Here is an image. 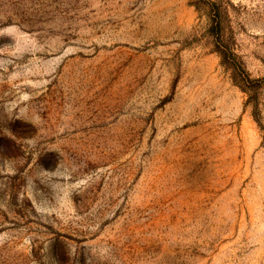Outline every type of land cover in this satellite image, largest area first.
I'll return each mask as SVG.
<instances>
[{
  "label": "rangeland",
  "instance_id": "374dc122",
  "mask_svg": "<svg viewBox=\"0 0 264 264\" xmlns=\"http://www.w3.org/2000/svg\"><path fill=\"white\" fill-rule=\"evenodd\" d=\"M215 1L246 90L207 0H0V264H264V0Z\"/></svg>",
  "mask_w": 264,
  "mask_h": 264
},
{
  "label": "trees",
  "instance_id": "16d2710c",
  "mask_svg": "<svg viewBox=\"0 0 264 264\" xmlns=\"http://www.w3.org/2000/svg\"><path fill=\"white\" fill-rule=\"evenodd\" d=\"M195 1L201 2L202 0H195ZM207 3L209 5V12L212 13L211 31L214 33V36L217 37L220 43L224 40L226 41V43L220 44L219 46V53L222 63L232 66V69L234 70V75H236L235 77H238V78L234 77L235 82L238 83L240 87H242L244 90H246L245 85L247 87V83L250 81V77L246 74L245 70L237 61L236 54L234 52V49L232 48L231 43L229 42V39H225V32H224L225 30L222 29L221 21L216 20V18L219 17L218 14L220 13V7H219L220 5L215 0H207Z\"/></svg>",
  "mask_w": 264,
  "mask_h": 264
}]
</instances>
